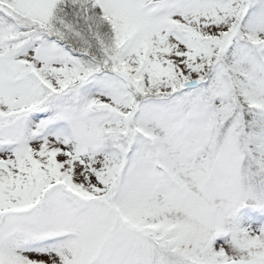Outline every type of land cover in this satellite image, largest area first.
Instances as JSON below:
<instances>
[{"label": "rangeland", "instance_id": "374dc122", "mask_svg": "<svg viewBox=\"0 0 264 264\" xmlns=\"http://www.w3.org/2000/svg\"><path fill=\"white\" fill-rule=\"evenodd\" d=\"M9 1L39 17H47L53 5L52 0ZM101 2L117 17L120 40H127L124 59L143 64L142 74L151 88L169 83L170 64L186 73L188 83L193 82L191 77L208 64L214 51L224 46L217 42L211 45L195 42L186 26H196L218 37L226 32L231 34L228 31L241 4V0ZM251 13L242 31L264 39V6ZM54 42L37 38L17 57L0 60V107L15 110L37 99L40 85L26 68L30 63L55 86L83 74L84 66L72 52ZM233 42L240 63L248 71L242 74L244 83L257 99L264 100V62L255 58L239 38L234 37ZM17 44L2 45L0 50H11ZM225 48L221 55L228 47ZM209 89L219 105L229 90L219 68ZM76 99L77 105L60 108L52 120H45L43 110L15 122L18 127L10 124L6 128L4 123L9 119H0V218L4 214L0 222V248L10 251L16 264H149L146 252L137 260L140 249L138 244L131 248L134 244L131 231L105 205L91 200L87 211L75 213L72 207H88L85 200L74 196L70 206L66 203L69 192L61 183L48 189V180H55L57 175L63 182L92 195L106 196L115 184H120L115 201L126 215L130 214L131 222L157 230L182 222L190 241L208 243L205 246L219 253L220 258L243 256L264 264L263 215L257 203L244 197L236 184L240 155L234 136L227 144V152L215 159L211 167L214 156L208 140L214 121L210 105L202 100L193 104L188 132H184L177 119L176 102L167 106L144 102L138 121L145 131L159 134L157 143L161 149L153 151L148 142L138 141L137 152L127 160V152L100 143L98 124L118 125L123 117L102 109L98 102L129 110L133 105L131 92L105 75L95 76L79 88ZM232 109L233 105L224 108L218 119ZM2 139L9 144H3ZM156 155L164 162L158 159L161 170L167 173L172 170L190 191L180 188L168 174L159 171L154 175ZM122 160L126 162L122 168L127 180L123 171H119ZM47 189V199L37 203V197ZM212 204L219 211L220 221L212 213ZM11 211L16 214H10ZM33 230L41 236L37 237ZM58 235L68 236L61 246L58 242L63 238ZM138 241L145 244L143 236ZM0 264H12L11 257L1 250Z\"/></svg>", "mask_w": 264, "mask_h": 264}, {"label": "trees", "instance_id": "16d2710c", "mask_svg": "<svg viewBox=\"0 0 264 264\" xmlns=\"http://www.w3.org/2000/svg\"><path fill=\"white\" fill-rule=\"evenodd\" d=\"M54 2L49 18L42 20L11 2L0 1V32L19 27L27 29L28 32L24 34L26 39L37 35L55 37L61 44H67L78 53L86 65H90L93 69L100 67L103 71L112 73L115 80L120 81L119 83L128 84L131 87L139 85L140 80L136 73L121 62L117 54L118 50L120 51V43L111 19L96 0H54ZM242 18L243 15L237 23L241 22ZM209 39L211 40L210 37ZM220 41L229 43V40L221 39ZM170 70L171 74L175 72ZM183 75L179 71L174 77L183 80ZM70 87L65 85L62 89L55 91L47 89L48 86H46L45 92L48 95L51 93V96L58 95L71 100V93H66ZM242 93L240 87L234 90L235 95H240L239 101L245 99ZM243 119L244 132L239 139L241 152L245 156L241 165L242 184L244 188L251 187L255 193L261 195V186L257 182L264 174V167L259 160L264 132V115L254 112L247 118L243 116ZM120 130L124 131L122 128ZM122 139L129 141V136L124 134ZM153 243L156 246L152 252V261H155V264H188V261L194 260L192 257L197 253L185 242L168 243L157 239L153 240Z\"/></svg>", "mask_w": 264, "mask_h": 264}]
</instances>
